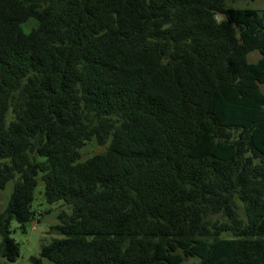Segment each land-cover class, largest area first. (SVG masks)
Returning <instances> with one entry per match:
<instances>
[{
    "label": "trees",
    "instance_id": "trees-1",
    "mask_svg": "<svg viewBox=\"0 0 264 264\" xmlns=\"http://www.w3.org/2000/svg\"><path fill=\"white\" fill-rule=\"evenodd\" d=\"M228 1L0 0V264L39 184L52 264H264V9Z\"/></svg>",
    "mask_w": 264,
    "mask_h": 264
},
{
    "label": "rangeland",
    "instance_id": "rangeland-1",
    "mask_svg": "<svg viewBox=\"0 0 264 264\" xmlns=\"http://www.w3.org/2000/svg\"><path fill=\"white\" fill-rule=\"evenodd\" d=\"M228 8L231 9H251L261 11L264 9V0H232L226 2ZM220 20L221 18L217 16ZM36 27L34 20H29L23 24L21 28L27 32L31 28ZM257 52L251 53L248 58L250 62H256L259 59ZM264 92V87H261ZM105 147H98L95 143H89L82 150V159H86L93 154L103 153ZM13 181H10L5 186L4 190L0 191V213L6 207L9 196L12 192ZM32 210L41 213L42 216H37L38 219L25 226V232L21 231L16 222H11L10 236L13 238L19 247V257L15 264H33L31 258L39 260L36 264H52L45 259L40 258L41 247L50 243L54 238L59 236L50 230L53 220L56 221L58 213L57 205H48L43 197V187L39 184L34 192V201L31 205ZM45 212H48L45 214ZM194 261L188 260L185 264H193Z\"/></svg>",
    "mask_w": 264,
    "mask_h": 264
},
{
    "label": "water",
    "instance_id": "water-1",
    "mask_svg": "<svg viewBox=\"0 0 264 264\" xmlns=\"http://www.w3.org/2000/svg\"><path fill=\"white\" fill-rule=\"evenodd\" d=\"M31 262H32L33 264H36L37 260L34 259V258H31Z\"/></svg>",
    "mask_w": 264,
    "mask_h": 264
}]
</instances>
